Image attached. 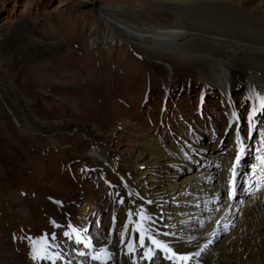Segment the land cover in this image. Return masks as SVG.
<instances>
[{
  "label": "rangeland",
  "instance_id": "1",
  "mask_svg": "<svg viewBox=\"0 0 264 264\" xmlns=\"http://www.w3.org/2000/svg\"><path fill=\"white\" fill-rule=\"evenodd\" d=\"M153 1L0 0V264L11 263L5 255L23 264L34 259L49 262L44 244L50 235L56 240L68 220L82 222V227L95 220L92 233L98 230L90 205L108 203L118 210L130 197L117 178L125 173L119 156L133 148L139 129L155 140L159 133L169 139L162 122L184 118L180 125L191 123L198 118L194 115L201 111L200 104L213 109L208 118L219 119L214 112L221 108V93L210 82L203 83L196 69L175 65L171 56L156 59L120 36L121 44L102 40L106 8L152 22L174 18V12ZM245 3L252 9L258 5L255 0ZM248 76L237 70L227 91L222 90L227 100L233 83L244 111ZM229 116L235 117L232 106ZM225 139L228 142L229 135ZM197 145L210 154L219 148L210 138ZM96 148L111 158L112 173L92 158ZM216 180L213 175L210 182ZM219 194L216 201L223 200L226 191ZM125 222L135 226L133 219ZM141 225L153 233L145 234L148 243L165 262L175 264L172 250L145 221ZM232 229L214 227L207 252L216 251ZM101 231L105 235L103 226ZM116 233L115 239L121 240L118 229ZM70 238L77 241L62 236V244L69 245ZM129 245L123 242L117 249L125 251Z\"/></svg>",
  "mask_w": 264,
  "mask_h": 264
},
{
  "label": "bare ground",
  "instance_id": "2",
  "mask_svg": "<svg viewBox=\"0 0 264 264\" xmlns=\"http://www.w3.org/2000/svg\"><path fill=\"white\" fill-rule=\"evenodd\" d=\"M245 1L155 0L154 6L174 12V18L165 23L104 8L107 32L102 40L121 44L120 36L156 59L171 56L175 65L196 69L203 83L219 85L223 92L237 70H245L249 82L260 84L264 77V0H255V9L246 7ZM134 137L127 156H119L126 174L117 178L125 195L134 193L147 202L148 227L172 250L175 259L185 256L192 264H264V186L245 200L240 197L236 204L231 197L216 201L224 188L218 179L210 182L212 176L204 180L207 170L196 172V167H190L180 172L181 160L176 159L173 147L161 146L140 129ZM91 155L102 168L114 171L106 153L96 148ZM127 173H133L132 177ZM111 218L112 214L108 215V224ZM204 222L208 224L202 231ZM223 225L233 229L216 251L207 252L213 235L209 234ZM127 228L123 219L117 229L123 236ZM115 241L110 247L123 244V239ZM5 256L10 264H23L12 255Z\"/></svg>",
  "mask_w": 264,
  "mask_h": 264
},
{
  "label": "snow or ice",
  "instance_id": "3",
  "mask_svg": "<svg viewBox=\"0 0 264 264\" xmlns=\"http://www.w3.org/2000/svg\"><path fill=\"white\" fill-rule=\"evenodd\" d=\"M153 243H156V241H153Z\"/></svg>",
  "mask_w": 264,
  "mask_h": 264
}]
</instances>
